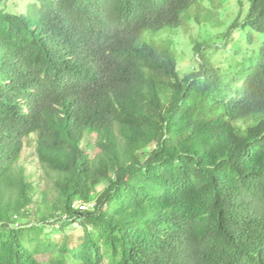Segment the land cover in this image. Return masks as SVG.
<instances>
[{
  "label": "trees",
  "instance_id": "trees-1",
  "mask_svg": "<svg viewBox=\"0 0 264 264\" xmlns=\"http://www.w3.org/2000/svg\"><path fill=\"white\" fill-rule=\"evenodd\" d=\"M19 1L0 0V264H264V0L224 34H261L255 55L223 71L197 43L182 77L143 36L199 0Z\"/></svg>",
  "mask_w": 264,
  "mask_h": 264
},
{
  "label": "rangeland",
  "instance_id": "rangeland-1",
  "mask_svg": "<svg viewBox=\"0 0 264 264\" xmlns=\"http://www.w3.org/2000/svg\"><path fill=\"white\" fill-rule=\"evenodd\" d=\"M13 3L20 8L23 6V2L19 0H14ZM8 5L12 4L9 2ZM246 13V2L241 8L237 0H199L182 14L179 27L164 29L156 34L146 32L143 39L151 40L154 37L155 40L163 42L169 38L176 55L177 73L180 77L196 66L197 57L194 49L197 43L203 47L202 54L206 55L213 64L220 66L223 71H230L239 62L255 55L262 38L261 34H254L255 42L250 45L246 41L248 29L241 30V28L234 29L230 37H224L235 21L239 23L243 21ZM245 66L241 65L238 69L243 71ZM35 147L36 135L33 134L24 140L23 152L18 163V168L23 170L28 181L36 189L34 203L29 208L31 214L29 220H37L45 211L40 201L41 192L46 190L48 194H52L53 175L42 168Z\"/></svg>",
  "mask_w": 264,
  "mask_h": 264
},
{
  "label": "built area",
  "instance_id": "built-area-1",
  "mask_svg": "<svg viewBox=\"0 0 264 264\" xmlns=\"http://www.w3.org/2000/svg\"><path fill=\"white\" fill-rule=\"evenodd\" d=\"M88 206H86V205H80L79 206V208L81 209V210H84V209H86Z\"/></svg>",
  "mask_w": 264,
  "mask_h": 264
}]
</instances>
